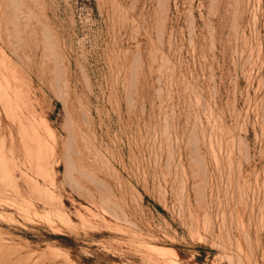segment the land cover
Wrapping results in <instances>:
<instances>
[{"label":"rangeland","instance_id":"obj_1","mask_svg":"<svg viewBox=\"0 0 264 264\" xmlns=\"http://www.w3.org/2000/svg\"><path fill=\"white\" fill-rule=\"evenodd\" d=\"M88 258L264 264V0H0V264Z\"/></svg>","mask_w":264,"mask_h":264},{"label":"trees","instance_id":"obj_2","mask_svg":"<svg viewBox=\"0 0 264 264\" xmlns=\"http://www.w3.org/2000/svg\"><path fill=\"white\" fill-rule=\"evenodd\" d=\"M62 242L63 245L67 248H73L74 242L71 238L66 237V236H60L58 237ZM93 262L92 258L84 259L85 264H91Z\"/></svg>","mask_w":264,"mask_h":264}]
</instances>
